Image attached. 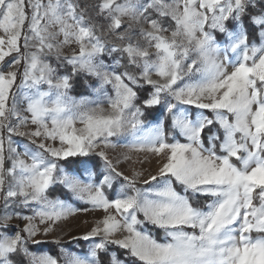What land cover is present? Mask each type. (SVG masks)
Instances as JSON below:
<instances>
[{
  "label": "snow or ice",
  "instance_id": "1",
  "mask_svg": "<svg viewBox=\"0 0 264 264\" xmlns=\"http://www.w3.org/2000/svg\"><path fill=\"white\" fill-rule=\"evenodd\" d=\"M0 264H264V0H0Z\"/></svg>",
  "mask_w": 264,
  "mask_h": 264
},
{
  "label": "rangeland",
  "instance_id": "2",
  "mask_svg": "<svg viewBox=\"0 0 264 264\" xmlns=\"http://www.w3.org/2000/svg\"><path fill=\"white\" fill-rule=\"evenodd\" d=\"M72 95H76V93L74 92V93H72ZM123 151H127V149L122 144L118 149H116L114 152H111L110 154L111 155H116L119 152H123ZM132 159H133V161H135L136 160V156H133ZM121 167L126 172L131 171V165L129 163H124V164L121 165ZM136 167L138 168L139 165H136ZM145 167H147V165H145ZM95 218H97V214L96 213L79 214L78 217L70 219L67 222V224L62 225V227L64 228V232L65 233H70L71 235L79 236V235H82L85 231H87L89 229V227L91 226V224H92V222H93V220ZM85 221H87L88 223H85ZM63 240H64L65 246L70 251H74V252L83 254V252H85L88 249V247H87V249H85V250H80V249L76 248V244L75 243L70 245V246H67L66 244H68L69 240H70V236H68V235H65L63 237ZM86 243H88V246H89V242H86ZM72 246H75V247H72ZM45 247L48 248L47 245ZM53 248L54 247H52V249ZM58 251H59V249L57 248V251H55V252H58Z\"/></svg>",
  "mask_w": 264,
  "mask_h": 264
},
{
  "label": "trees",
  "instance_id": "3",
  "mask_svg": "<svg viewBox=\"0 0 264 264\" xmlns=\"http://www.w3.org/2000/svg\"><path fill=\"white\" fill-rule=\"evenodd\" d=\"M74 243L76 244V248H78L80 250H85L88 247V243H86L84 241H75V242H72V243H68L66 245L70 246V245H72ZM47 247L49 249L53 250V251H57V248L55 247V245L49 244V245H47ZM52 247H54V248L52 249ZM72 247H75V246H72Z\"/></svg>",
  "mask_w": 264,
  "mask_h": 264
}]
</instances>
